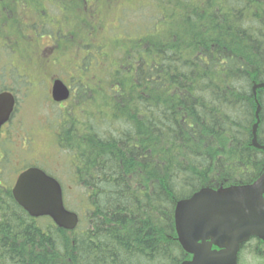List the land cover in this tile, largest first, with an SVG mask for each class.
<instances>
[{
    "label": "trees",
    "instance_id": "16d2710c",
    "mask_svg": "<svg viewBox=\"0 0 264 264\" xmlns=\"http://www.w3.org/2000/svg\"><path fill=\"white\" fill-rule=\"evenodd\" d=\"M91 1L80 3L73 47L89 40L107 74H94L85 129L66 137L76 181V203L69 195L66 203L79 224L67 231L30 217L1 182L0 163V264H183L191 255L178 240V201L251 185L264 169L252 145L261 106L264 146V89L253 92L264 84V0H156L148 25L134 12L135 27H125L140 41L121 45L106 29L118 0ZM8 6L0 0V10ZM120 7L123 20L130 11ZM156 20L168 25L159 31Z\"/></svg>",
    "mask_w": 264,
    "mask_h": 264
},
{
    "label": "flooded vegetation",
    "instance_id": "af4514ba",
    "mask_svg": "<svg viewBox=\"0 0 264 264\" xmlns=\"http://www.w3.org/2000/svg\"><path fill=\"white\" fill-rule=\"evenodd\" d=\"M81 2L86 8L92 4L91 0H9V6L0 10V118L7 117L0 128V163L7 168L1 182L13 187L23 171L40 168L60 183L64 202L69 195L71 204L76 203V181L72 157L64 155L63 148L68 134L85 129L80 110L89 103L97 81L96 71L90 69L89 40L81 50L73 47L77 41L73 24ZM63 86L69 97L60 101L57 91ZM27 115L34 122L25 127ZM18 137L23 140L19 149ZM45 138L50 139L47 146ZM46 147L49 159L41 160L44 153L39 148ZM50 166L64 175L51 172ZM244 255L264 264V240L251 238L240 253V264Z\"/></svg>",
    "mask_w": 264,
    "mask_h": 264
},
{
    "label": "water",
    "instance_id": "95a60500",
    "mask_svg": "<svg viewBox=\"0 0 264 264\" xmlns=\"http://www.w3.org/2000/svg\"><path fill=\"white\" fill-rule=\"evenodd\" d=\"M258 89H264V84L254 86L255 95ZM60 91H57V100L61 101L68 93L63 89ZM11 108L12 105L8 114ZM260 111L261 106H258L252 145L264 152L257 134ZM6 120L7 117L0 118V128ZM12 193L31 217L48 216L59 228L68 231L77 228L79 216L66 209L60 184L44 171L38 168L23 171ZM175 224L179 242L192 256L183 264H238L244 243L252 237L264 240V169L254 184L202 188L191 197L178 201Z\"/></svg>",
    "mask_w": 264,
    "mask_h": 264
},
{
    "label": "rangeland",
    "instance_id": "374dc122",
    "mask_svg": "<svg viewBox=\"0 0 264 264\" xmlns=\"http://www.w3.org/2000/svg\"><path fill=\"white\" fill-rule=\"evenodd\" d=\"M112 0H101V2H103V3H105V4H107V3H109L110 4V2H111ZM129 1H130V4H132L133 5V7L129 4ZM129 1H127V0H125V1H123V0H118L117 2H119L120 3V6H122V9H123V12H125V11H130L129 12V14H128V16H125V13H124V16H123V20L121 19V16H120V13H119V8H121L120 6L118 7V8H114V9H112V11H110L109 13H108V22H107V33L108 34H110V35H114L115 34V37H113L110 41H115V43L116 44H128V43H130V42H135V41H140V38H142L140 35H137V36H135L136 35V33L135 32H133L132 33V29L129 27V29H130V31H129V33H127V29L125 28L129 23L132 25V26H134L135 25V23H136V21H137V13H134V12H139L140 14H142L143 15V17H144V19L143 20H140L141 21V27H145L146 25H148L149 23H150V21H151V19L148 21V22H146L147 20H148V18H149V16L151 17H153V14L155 13V11H156V0H143L144 1V3L142 4V5H140V2H141V0H129ZM105 4H103L105 7H106V5ZM109 4H107V6H109ZM140 7V8H139ZM125 10V11H124ZM132 12V13H131ZM168 25V22L167 21H165V22H163V23H161V24H159V22L156 20L155 21V23L153 24V27H155V28H157L159 31H160V29L161 30H164L165 28H166V26ZM77 26V24L75 23V24H73V28L74 27H76ZM124 27V28H123ZM135 27V26H134ZM116 31V32H115ZM107 51H109L107 48H105V51L103 52L104 54H105V56H106V53H107ZM93 57V56H92ZM104 59H102V58H100V56H98V57H94V60H93V62H92V66H91V70L92 71H101L104 75H106L107 74V72L106 71H102V70H98V69H101V68H103L104 67V63H105V61H103ZM102 80V79H101ZM109 84L108 83H103L100 87H99V92H103V91H107L108 90V88H107V86H108ZM93 86V88L96 86V84H93L92 85ZM96 100H98V99H96ZM98 104H100V103H98ZM94 105V104H93ZM93 105L91 106V104H89L88 105V109H86V110H84V111H81L80 110V113H81V115L83 114V113H85V114H87L88 113V115L86 116V118L85 119H90V113L91 114H93V110H94V108H93ZM102 110L103 111H101L104 115H105V117L108 119V118H110V113H109V110L107 109V108H102ZM75 118L74 119H77V120H79L80 119V117H79V115L78 114H75ZM93 117H95L96 118V116H94L93 115ZM26 122H25V127H28L29 126V124L31 123V122H34L32 119H31V117L30 116H26ZM15 140H16V147L19 149V147H21L22 146V143H23V140H22V138L21 137H18V139L17 138H15ZM43 142L46 144V146H47V144L50 142V139H48V138H45L44 140H43ZM64 149H65V153H64V155H69L70 153H69V149H67V147H64ZM39 152L40 153H44V155H41V160H47V159H49V158H46V156L47 155H45L47 152H48V149H47V147L46 148H39ZM28 155H26V157H27ZM17 169L19 170L20 168H18L17 167ZM48 169L51 171V172H53V173H55V174H58L59 176H63L64 175V173L62 172V173H58L57 172V170H56V168L55 167H48ZM8 170H10L9 168H8ZM5 172H7V168L5 169ZM7 178H6V180L8 181L9 180V178H10V175H8L7 174V176H6ZM10 181V180H9ZM70 191V190H69ZM73 191V190H72ZM244 261H245V263L246 262H249V263H247V264H255V263H253V262H256L257 261V259H253L251 256H245L244 255Z\"/></svg>",
    "mask_w": 264,
    "mask_h": 264
}]
</instances>
